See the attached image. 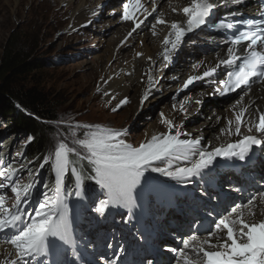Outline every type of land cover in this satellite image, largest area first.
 <instances>
[{
	"label": "snow or ice",
	"instance_id": "1",
	"mask_svg": "<svg viewBox=\"0 0 264 264\" xmlns=\"http://www.w3.org/2000/svg\"><path fill=\"white\" fill-rule=\"evenodd\" d=\"M166 2L171 13L182 15V20L167 19L169 13L163 10L160 0H123L121 19L133 25L127 36L131 37L149 17L154 20L153 35H158V26H164L167 32L162 40L161 66L167 68L189 33L204 28L214 30L216 35L209 36L206 42L224 44L223 54L216 52L213 61L200 59L192 63L193 74L187 76L181 90L191 91L207 84L212 88L209 95L236 93L237 98L230 106L232 115L224 118L226 124L220 132L237 138L215 146L211 141L202 143L203 136L192 137L182 132V124H176L164 112L160 117L167 131L155 133L139 145L128 142L127 130L123 128L58 121L69 124L70 138L61 136L40 164V168L45 164L51 166L55 177L51 188L44 183L45 190L38 191L39 169L33 171L27 164L14 167L15 158L8 162L0 158V248H3L0 264H69V251L73 261H80L81 251L72 229L68 200L69 197L79 201L89 199L85 192L86 180L95 181L103 190V198L96 200L94 212L105 217L114 209H125L127 215L122 217L123 222L139 224V213L149 195L145 187L146 173H160L184 187L198 185L193 192L183 195L202 202L205 197L217 198L209 189L216 186L217 168L223 166L220 161L247 162L256 155L257 149L264 150V107L250 98L253 84L264 86V11L245 17L239 11L244 0H189L183 7L173 6V0ZM221 7L233 10L216 17ZM136 55L144 56V53ZM146 59L155 63L152 56ZM145 75L148 87L141 103L156 86L151 66ZM105 95L110 94L105 92ZM246 97H249L247 102ZM115 99V95L110 96V100ZM127 103V97L120 99L112 111ZM179 108L187 111L184 104ZM76 129L86 131L77 137ZM32 139L29 136L27 142ZM21 155L16 153L17 157ZM158 161L164 166L156 165ZM77 162H87L88 175ZM25 171L29 177L27 182L22 179ZM69 174L74 179L71 190L64 184ZM228 187L238 194L237 201L223 211L214 208L207 212L208 220L194 221L187 233L177 237L179 245L162 246L163 251L172 254V264H264V218L257 219V216L264 217V178L246 197L243 184L230 180ZM197 191L199 197L195 196ZM135 233L138 240L150 239L142 225L135 227ZM107 247L112 249L113 244L108 243ZM126 252L121 244L113 256L101 255L99 260L101 264H128L120 255ZM87 264L94 262L89 260ZM141 264H154V261L146 258Z\"/></svg>",
	"mask_w": 264,
	"mask_h": 264
},
{
	"label": "rangeland",
	"instance_id": "2",
	"mask_svg": "<svg viewBox=\"0 0 264 264\" xmlns=\"http://www.w3.org/2000/svg\"><path fill=\"white\" fill-rule=\"evenodd\" d=\"M67 2L68 0H11L9 3L7 0H0V54L7 42L12 39L11 41H15L30 55L29 59L44 61L42 69L22 77L19 81L27 88L36 87L45 96L53 111L52 119H41L47 127V139L50 146L37 161L29 160L25 158V150L30 146L31 142H27V139L31 135L12 134L11 147L1 156L7 145L4 143L11 133L10 135L2 134L4 125L0 123V158L5 162L15 158L14 167H19V164H27L28 168L33 171L39 169L38 191L45 190L44 183H47L49 188L52 187L48 182L49 174L53 176V180L55 179L50 164H45L43 168H40L43 157L53 150V146L61 136L70 138L69 124H59L58 121H70L72 125L77 123L100 124L112 128H123L127 130L128 134L125 138L128 142L138 145L146 136L150 125L161 121L160 113L163 111V106L168 105V112H172L173 105H177L185 98L183 94L173 96V91L169 92L171 87L166 85L167 87H160L159 95L150 105L144 109L136 110L132 100L136 92L134 86L130 91L131 99L129 98L128 103L117 111H112V108L118 103L119 95H115V100H110V95H105V92L110 94L106 88L109 72L111 74L118 66L120 67L127 55H133L137 48L136 45L139 44V39H137L120 50L119 58H110L120 43L119 30L122 24L119 22L121 21L119 18H121L122 10L119 8H122L123 0H101V2L95 0L92 6L97 9V14L90 21L80 24L73 30L71 28L73 13L78 7L79 0H72L70 9L63 12L68 7ZM111 10H117L116 14H110ZM149 20L151 24L154 22L152 17ZM148 30H151V27ZM184 48V46L180 48L174 62L165 71V76L175 72L192 53L191 49ZM200 50L202 49L199 48L196 52ZM124 65L121 67L127 68ZM179 68H183V66ZM188 70L189 68L185 69L183 76ZM183 76L181 77L183 78ZM201 89H203L202 84L196 87V91ZM170 93L172 94L170 95ZM215 96L207 95L194 112L191 114L184 112V115L176 119L175 123L182 124L181 131L183 129V132H190L192 137L198 135L203 128L204 120L210 115V110L225 102L215 104L213 101ZM163 129L165 128L163 127ZM84 131L86 129H76V136L81 137ZM216 137V134L212 137L215 139L214 142L218 141ZM208 138L210 136L206 135L202 143L209 141ZM18 152L22 155L17 157L16 153ZM79 164L80 167H83L82 164H84V171H88L90 166L87 165V162L82 164L79 162ZM156 165L164 166L159 161L156 162ZM145 175L153 177L150 181L154 180L153 184L149 181L147 186L150 205H153L156 200L162 201L161 199L168 198L178 188L175 181L160 173L148 172ZM68 176L73 178L71 174ZM156 176L157 178H155ZM22 179L23 182L28 181L27 171L23 173ZM92 183L93 185L89 187L85 185V192L89 199L79 201L75 197H69L68 200L73 229L79 238L81 235L85 237L84 230L87 231L88 226L91 230L90 228L95 222L104 218L93 211L96 200L103 198V190L95 181ZM73 187L74 179L73 186L69 190ZM8 195L12 194L9 192ZM11 202L9 200V203ZM125 211V209H114L105 217L110 219L119 213H125ZM79 238L77 239L79 240ZM1 258L2 256H0Z\"/></svg>",
	"mask_w": 264,
	"mask_h": 264
},
{
	"label": "bare ground",
	"instance_id": "3",
	"mask_svg": "<svg viewBox=\"0 0 264 264\" xmlns=\"http://www.w3.org/2000/svg\"><path fill=\"white\" fill-rule=\"evenodd\" d=\"M7 1L10 3L11 0H7ZM99 1L101 2V0ZM94 2L95 0H79L78 7L74 10V13H73L74 17H73V23L71 26L72 30L76 29L80 24L90 21L97 14L96 12L97 9L93 8L92 6L94 5ZM188 2L189 0H173V6L183 7V6H186ZM67 3H68V7L65 10H63V12H66L70 9L72 0H68ZM160 3L162 5L163 10L169 13V15L166 17L167 19H170V20L171 19H175V20L183 19L182 15L171 13L169 5L166 2V0H160ZM249 3H252V2H249ZM225 8L227 7H221L217 9L216 15L222 12L223 13L228 12L226 11ZM119 10H122V8H119ZM230 10H233V9L231 8ZM239 10H244V5H240ZM93 12H95L96 14L93 15ZM116 12L117 10H111L110 14H116ZM149 18L145 20V23L141 25V28L138 29L135 33H133L131 37H128L127 34L133 27L132 23L131 22L124 23L123 20L119 18V20L121 19V21L119 20L118 21L122 24L119 30L120 31L119 33L120 43L117 45L115 53L112 56L110 55L111 56L110 58H119V54L121 53L120 50L132 44L137 39H139V44L136 45L137 48L135 50V53H133V55L131 54L127 55L126 58L124 59L123 64H125L124 66H126L127 68H124V67L122 68L121 67L123 65L122 64L120 67L118 66L116 70L114 71L112 70L113 72L111 74L109 72L106 88L108 89V91H110V96L117 94V96L119 95V98H118L119 100L124 97H127L129 100L130 91L135 86L136 92L132 100L134 101L135 109L140 110V109L146 108V106L150 105L151 102L154 99H156V96L159 95L158 90L160 89V87L168 85L171 87L169 92L173 91V96L174 95L180 96L181 94H183V96L185 97L182 101H179V103L176 105V108L173 109L172 112L170 111L168 112V105L163 106L162 112H164V114L168 116L169 118H173L175 122L179 116H182L185 114L184 111H180V108H179L180 104L185 105L187 109L186 114H191L200 105V104H197L196 102L194 103V101L203 100L207 95H209V93L212 92V88L208 87L207 84H202L203 89H201L200 91H196V87L195 89L191 91L181 90L184 80L187 78L189 74H193V71L191 68L192 63L200 59H206L208 61H213V58L215 57L216 52H221V54H223V51L226 46L224 44H220L219 46H217V44L215 43L206 42L209 36H213L216 34L212 32H210L211 33L210 34L204 29L188 34L185 37V40L181 47L184 46L185 47L184 49L186 50L191 49L192 53L189 56H187V58L185 59L186 63L183 62L182 65L179 66V67L183 66V68L178 67L175 72H173L170 75L165 76V71L171 66V64L167 68H163L161 66L162 65V59H161L162 40L164 36L166 35L167 29L162 25L158 26L156 29L158 35H153L152 30H148L151 27L150 26L151 22ZM144 29H146L147 31L145 32ZM192 34L195 36H193ZM126 37L127 39H125ZM219 39L220 37L217 36V40ZM193 41H196V43H193ZM199 48H201L202 50H200L199 52L198 51L196 52V50H199ZM137 52H143L144 56H137L136 55ZM147 56H152L153 61H155V63L152 64L151 62H149L146 59ZM149 66L152 67V74L153 76L156 77V86L151 89V94L149 95L148 99L144 100L143 103H141L143 94L146 88L148 87V81H147L145 73H147ZM186 68H189V70L186 72V75L183 76V72L185 71ZM181 76H183V78ZM202 92L204 93L203 96L200 95ZM171 94L172 93H170V95ZM189 97L191 98L190 100L188 99ZM236 98H237V94L233 93V95L228 100L221 103V105L215 107L214 109H211L209 112L210 115L208 118L204 120V123L202 126L203 128L198 133V135L203 136V137H205L206 135L210 136V138L208 139L209 141H211L212 145L214 146L219 145L221 143H227L229 141L235 140L237 138L235 136L222 135L220 132V129L225 127L226 121L224 118L231 117L232 113L230 111V106ZM250 98L254 100L256 104L264 107V86H261L259 83L253 84L252 93L250 94ZM248 99L249 97H246V102L248 101ZM218 117H220V119H218ZM176 124L179 125L180 122H177ZM163 127L166 130L163 129ZM162 131L166 132L167 127L166 125L162 124L161 121H157L156 123L151 124L147 131L146 136L142 138L141 142H143L146 138H150L151 135L155 133H160ZM242 131H245V130L242 129ZM182 132H183V129H182ZM215 134L217 135L216 140L218 141L214 142L215 139H213L212 137ZM259 154H260V157L258 158L256 167H258L257 168L258 170H261L262 168H264V159L261 156V155H264V150L259 151ZM257 174H258V178L260 179L259 181L262 182V178H264V173L257 171ZM145 177L148 182L153 178L149 175L148 176L145 175ZM155 178H157V176ZM149 183L153 184L154 180L150 181ZM147 186L148 184L145 186L146 191H147ZM147 208H148V200L143 210ZM143 210L141 212H143ZM260 218H264V217L257 216V219H260ZM72 229H73V225H72ZM74 234L76 237L78 236L77 232L75 231H74ZM81 247L86 248L87 245L86 246L83 245ZM0 252H3V248H0ZM172 261H173V256L171 255L167 257L163 256V260L160 264H172Z\"/></svg>",
	"mask_w": 264,
	"mask_h": 264
},
{
	"label": "trees",
	"instance_id": "4",
	"mask_svg": "<svg viewBox=\"0 0 264 264\" xmlns=\"http://www.w3.org/2000/svg\"><path fill=\"white\" fill-rule=\"evenodd\" d=\"M10 39L0 54V123L4 125V135H10L4 145V155L13 142L12 134H28L33 137L30 146L25 150V158L37 161L50 146L47 139V127L41 119H52L53 111L45 96L36 88L23 86L19 79L33 74L44 67V61L29 59L21 46ZM83 168H84V164ZM77 166L80 167L79 162ZM85 170V169H84ZM89 171H85L88 175ZM48 182L54 184L53 176L48 175ZM69 190L73 186V178L67 176L64 181ZM87 187L92 180H86Z\"/></svg>",
	"mask_w": 264,
	"mask_h": 264
},
{
	"label": "water",
	"instance_id": "5",
	"mask_svg": "<svg viewBox=\"0 0 264 264\" xmlns=\"http://www.w3.org/2000/svg\"><path fill=\"white\" fill-rule=\"evenodd\" d=\"M231 96H232L231 94L229 96L216 95L213 101H214L215 104H217L218 102H223V101L228 100Z\"/></svg>",
	"mask_w": 264,
	"mask_h": 264
}]
</instances>
